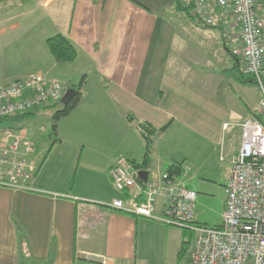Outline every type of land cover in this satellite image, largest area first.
<instances>
[{
	"label": "crops",
	"instance_id": "0c3cea01",
	"mask_svg": "<svg viewBox=\"0 0 264 264\" xmlns=\"http://www.w3.org/2000/svg\"><path fill=\"white\" fill-rule=\"evenodd\" d=\"M258 1L263 16L264 0ZM27 3L32 14L26 21L52 12L57 23L77 21L86 39L73 36L68 25L61 32L74 44L103 46L99 61L112 89L103 90L123 107V115L136 121V128L128 125L127 133L137 134L146 143L139 129L140 123H146L154 135L151 147L146 144L145 151L137 156L103 159L100 164L107 179L93 187L76 190L72 166L62 164L70 158L56 155L36 160L39 167L34 185L45 192L0 187V264H96L84 258L91 253L108 256L111 264H182L191 228L109 207L111 201L124 195L109 179V169L122 158L140 163L147 157L146 168L156 171L179 163L190 165L191 171L183 180L198 192L196 222L220 225L231 157L241 147L240 123L255 113L239 95V90L252 81L243 79L238 57L233 55L232 64L222 56L213 61V31L203 28L198 17L197 24L191 18L194 12L188 15L176 10L174 3L169 14L165 13L164 0ZM156 6L164 9L152 10ZM19 15L12 14L6 20ZM15 27L18 25L9 29ZM231 74L234 78L229 83ZM196 105L200 108L198 117L194 116ZM168 135L174 137H168L167 143L159 141ZM172 142L184 153L166 154ZM48 159L57 160L51 166ZM165 204L166 198L160 196L158 213ZM94 216L99 219L96 223Z\"/></svg>",
	"mask_w": 264,
	"mask_h": 264
},
{
	"label": "built area",
	"instance_id": "2783aa9c",
	"mask_svg": "<svg viewBox=\"0 0 264 264\" xmlns=\"http://www.w3.org/2000/svg\"><path fill=\"white\" fill-rule=\"evenodd\" d=\"M11 1L23 4L40 0ZM183 1L192 3L203 25L224 28L229 50L240 59L242 71L255 81L262 95L254 115L240 123L241 147L231 157L222 223L207 226L196 222L198 192L183 180L191 171L186 163L156 171L119 159L110 174L115 188L124 195L108 205L123 213L191 228L196 234L191 264H264V18L261 6L258 0ZM228 16L235 21L231 27L225 24ZM66 90L65 85L41 73L0 83V121H8L15 115L23 118L48 101L61 102ZM35 151L36 144L24 129L0 128V187L45 192L34 185L38 165L31 154ZM141 171H146V177ZM160 196L166 198L162 213L157 212ZM84 256L96 264H111V259L103 254Z\"/></svg>",
	"mask_w": 264,
	"mask_h": 264
},
{
	"label": "rangeland",
	"instance_id": "374dc122",
	"mask_svg": "<svg viewBox=\"0 0 264 264\" xmlns=\"http://www.w3.org/2000/svg\"><path fill=\"white\" fill-rule=\"evenodd\" d=\"M164 3L165 9L156 6L152 10L164 9V12L169 14L173 1L164 0ZM30 6L28 3L20 5L11 0L0 3V83H9L41 72L45 77L56 80L67 88H79L81 95L75 106L65 114L59 113V110L63 109L61 102L48 101L36 107L31 113L24 114L22 122L2 121L0 128L3 126L25 128L28 138L36 144V151L31 154L35 161L54 155L70 158L64 159L62 164L64 167L67 163L72 166L73 185L76 190L93 187L99 181L107 179L100 164L103 159L113 156L118 158L122 154L137 156L145 151L146 143L138 138L137 134L127 133L128 125L136 128V121L123 115V107L117 105L108 94V91L112 90L111 84H108L106 72L101 70L99 61L103 46L97 43L88 48L86 45L76 43L78 54L75 61H56L46 44L47 38L63 32L66 25L71 28L73 36L77 34L81 40L86 39V36L79 30L76 20L57 23L52 12L43 13L26 21L32 14L28 11ZM262 12L264 14L263 5ZM15 13L20 15L15 19L6 20ZM191 18H195L197 24L200 23L196 15ZM228 19L229 21L225 20V24L231 27L235 21L229 16ZM10 25L18 27L9 29ZM92 27L96 29L95 24ZM202 27L213 31L210 52L213 61L222 56L226 57L229 64L234 63L233 53L228 51L230 45L226 43L224 28L205 25ZM109 50L111 51V47ZM109 50H106V54ZM104 56L106 57L105 54ZM238 75L241 76V73ZM232 77L234 78V74L229 77V83ZM247 78L249 77L243 74L246 82ZM104 88L109 90L104 91ZM239 95L244 97L246 105L253 111L258 108L262 97L259 86L254 82L245 84V88L239 90ZM199 113L200 108L196 105L194 116L198 117ZM111 127H114V131ZM176 127L178 129L180 126ZM177 132L178 130L175 131ZM168 137L174 136H164L159 141L167 143ZM179 147L175 142L170 143L166 154L184 153ZM211 159L216 158L212 156ZM48 160L52 166L53 161L57 159ZM109 179L112 181V178ZM98 220L97 216L93 217L94 223ZM192 232H188L186 236L187 254L184 255L182 264H191V253L196 238ZM165 264H169V261Z\"/></svg>",
	"mask_w": 264,
	"mask_h": 264
},
{
	"label": "trees",
	"instance_id": "16d2710c",
	"mask_svg": "<svg viewBox=\"0 0 264 264\" xmlns=\"http://www.w3.org/2000/svg\"><path fill=\"white\" fill-rule=\"evenodd\" d=\"M172 1L174 3L176 10L184 12L188 15H192V13L194 12L192 3H190L189 1H183V0H172ZM46 42H47V46H48L49 50L51 51V53L53 54V56L55 57V59L57 61H59V62H73L77 58V54H78L77 48H76L75 44L73 43V41L69 37H67L66 35H64L62 33L55 34V35L47 38ZM238 61L240 62V59H238ZM242 74L247 75L244 73V71L242 72ZM247 76L249 77L246 79L248 82L252 81L255 83V81L249 75H247ZM75 89H78V88L76 87ZM79 97H80V91L77 92L76 96L70 101L68 106L59 110V113L61 115L67 113L69 111V109H71L72 107L75 106V103L79 100ZM31 112L32 111L28 112L27 114H29ZM3 121H7V120H3ZM0 122H2V121H0ZM139 129H140V132L142 133L143 137L146 140L147 147L150 148L151 142L153 139V135H154V130L152 128H150L148 126V124H146V123H140ZM147 163H148L147 157H145V159H143V161L140 163L135 162L137 167H143V168H146ZM173 166L174 165H172L171 167H173Z\"/></svg>",
	"mask_w": 264,
	"mask_h": 264
},
{
	"label": "water",
	"instance_id": "95a60500",
	"mask_svg": "<svg viewBox=\"0 0 264 264\" xmlns=\"http://www.w3.org/2000/svg\"><path fill=\"white\" fill-rule=\"evenodd\" d=\"M77 94V89L75 88H67L62 100H61V104L63 105V108H65L66 106H68V104L70 103V101L76 96ZM23 118L21 115H15L13 117H9L8 121L11 122H17L20 123L22 122ZM141 175H143L144 177H146L147 173L146 171H141Z\"/></svg>",
	"mask_w": 264,
	"mask_h": 264
},
{
	"label": "bare ground",
	"instance_id": "6f19581e",
	"mask_svg": "<svg viewBox=\"0 0 264 264\" xmlns=\"http://www.w3.org/2000/svg\"><path fill=\"white\" fill-rule=\"evenodd\" d=\"M193 6V5H192ZM231 18V17H230ZM228 21H229V19H228ZM232 55V54H231ZM237 59V58H236ZM237 63V62H236ZM261 99V98H260ZM34 111V110H33ZM121 158V157H120ZM194 248V247H193Z\"/></svg>",
	"mask_w": 264,
	"mask_h": 264
}]
</instances>
